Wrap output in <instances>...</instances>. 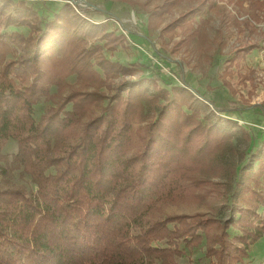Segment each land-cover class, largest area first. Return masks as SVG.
I'll use <instances>...</instances> for the list:
<instances>
[{
    "label": "trees",
    "instance_id": "16d2710c",
    "mask_svg": "<svg viewBox=\"0 0 264 264\" xmlns=\"http://www.w3.org/2000/svg\"><path fill=\"white\" fill-rule=\"evenodd\" d=\"M121 39L66 3L45 18L24 0H0V151L15 138L13 162L35 184L0 187V264H177L200 244L206 264H245L264 234V140L232 169L231 184L220 181L211 191L224 216L147 220L157 202L207 184L187 172L225 149L234 131L205 122L185 88H172L136 133L147 90L138 80L109 87V94L98 90L112 71H128L102 51ZM71 75L79 86L36 120L35 105L55 99L52 86L63 93ZM103 98L98 113L81 123ZM226 170L218 165L214 172Z\"/></svg>",
    "mask_w": 264,
    "mask_h": 264
},
{
    "label": "rangeland",
    "instance_id": "374dc122",
    "mask_svg": "<svg viewBox=\"0 0 264 264\" xmlns=\"http://www.w3.org/2000/svg\"><path fill=\"white\" fill-rule=\"evenodd\" d=\"M24 1L45 18H52L66 3L82 20L102 23L107 31L124 36V40L112 44L113 48L102 51L109 62L125 65L128 71H112L103 78L105 83L98 90L109 94V87L126 80H138L147 90L134 124L136 133L155 118L165 99L163 94L172 96V88H185L199 104L205 122L234 131L225 149L208 154L196 163V169L187 172L196 179H206L207 184L195 188L194 195L190 192L173 201L157 202L146 219L181 213L224 216L225 211L219 209L220 202L211 191L223 186L220 181L231 184L232 169L238 170L247 157L251 158L262 147L260 141L264 140V0H173L170 9L165 4L170 0ZM184 16H188L185 21ZM19 30L26 32L24 28ZM66 81L63 93L58 94L52 86L50 92L55 99L42 98L35 105L36 120L79 86L75 75ZM107 99H101L81 123L98 113ZM182 108L188 111L186 106ZM136 133L134 143L139 141ZM76 137L74 134L62 144L72 143ZM16 151L15 138H10L0 151V187L35 189L22 166L13 162ZM218 165L227 170L215 173ZM189 179L184 180L186 185ZM203 252V244L185 249L177 264H206ZM263 263L264 234L251 246L245 260V264Z\"/></svg>",
    "mask_w": 264,
    "mask_h": 264
}]
</instances>
